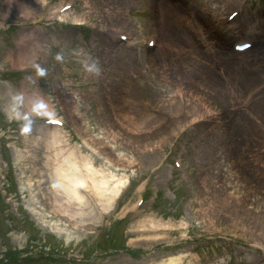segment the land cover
I'll return each instance as SVG.
<instances>
[{
	"label": "rangeland",
	"instance_id": "374dc122",
	"mask_svg": "<svg viewBox=\"0 0 264 264\" xmlns=\"http://www.w3.org/2000/svg\"><path fill=\"white\" fill-rule=\"evenodd\" d=\"M155 1L160 6L176 2L182 12L167 18L178 31L169 39L160 29L163 11ZM155 1L122 0L111 8L102 0H39L36 11L12 7L0 14V28L14 26L5 40L13 60L0 65V129L9 130L0 133V193L9 206L0 214V255L6 248L7 253L32 249L33 259L46 255L76 264H159L170 259L178 264H258L264 258V121H259L264 109V38L245 55L230 53V45L243 36L225 24V17L244 0ZM257 3L247 5L250 10H243L239 23L244 34L254 37L264 35V0ZM67 4L73 7L67 19L48 28L49 13ZM76 24L84 30L75 31ZM91 31L98 33L88 36ZM120 35L129 41L113 45ZM19 37L24 41L17 54ZM150 38L157 48L147 52ZM123 49L128 55H121ZM130 57L132 62L137 58V71H132ZM35 97L44 99L64 124L57 135L94 160L97 170L108 169L104 161L113 160L109 154L132 164L109 170L131 183L123 204L137 186L150 181V200L132 216L131 225L116 229L108 240L110 220L118 221L133 209L138 191L123 208L119 203L109 214L97 216V225L76 227L73 221H62L65 232L60 236L31 217L30 204L37 198L27 180L33 184L37 177L30 169L38 170L55 155L42 152L51 143L49 132L30 123L41 107L30 103ZM12 98L19 103L11 106L9 120L4 112ZM239 145L250 149L244 171L235 162H240L234 151ZM175 155H181L178 172L171 167ZM11 176L18 187L15 193L7 189ZM155 193L160 195L158 213ZM11 218L19 222V232L5 239L10 226L3 222ZM142 221L139 230L135 226ZM151 221L172 228L154 235ZM179 224L183 227L178 229ZM122 243L136 256L104 251ZM15 259L17 263V254ZM38 260L31 264H48Z\"/></svg>",
	"mask_w": 264,
	"mask_h": 264
},
{
	"label": "bare ground",
	"instance_id": "6f19581e",
	"mask_svg": "<svg viewBox=\"0 0 264 264\" xmlns=\"http://www.w3.org/2000/svg\"><path fill=\"white\" fill-rule=\"evenodd\" d=\"M102 1L111 8L118 7L120 2H122V0ZM175 3L176 2L168 4L162 2L160 3V6L159 3L155 1V4L157 7H159V10L163 11L160 13L161 19L163 20L162 27L160 26L161 28H159L161 29L162 33L165 32L163 35H165L164 37H166V39H169L173 35L172 33L178 32L170 26V21L167 19L172 18L175 15L182 14ZM38 5H40L39 0H20V3L16 6L21 10L23 8L24 11H27V9L30 7L33 8V11H36L38 10ZM67 17L68 15H65L62 17V19L66 20ZM200 18L203 19L199 16V19ZM76 22H79V20ZM19 51L20 47L18 48V53ZM126 54L128 55V52L123 49L121 55L125 56ZM7 59L10 61L13 60L10 56ZM132 59L133 57H130L129 59L130 65ZM136 61L137 58H135L132 62V71H137L139 64ZM135 75L136 73H132V76ZM250 79L252 78L244 80L249 81ZM13 103L18 104L19 100H10V106L8 107L7 105L6 113L11 112L10 110L12 109L11 106H13ZM24 103L25 107L30 106L28 100L24 101ZM30 103L34 106H41L38 111H43L46 113L49 112L50 108L46 106L45 101L42 98L35 97ZM124 115L127 116L129 113L127 112ZM259 121L260 123L264 121V109L259 113ZM245 128L242 127L241 129L245 131ZM46 132H49L48 134H50L49 137L51 139V143L46 145L42 152L45 154L54 152L55 155L51 160L46 158L38 170L31 168L32 173H36L37 177V181L33 184V187H35L39 192L41 201H33V205H31V207H33L30 211L32 217H34L35 220H38L42 225H47L45 227L46 230L55 233L57 236H60L63 234V232H65V230L62 229V221L64 220H68L69 222L73 221V225L76 227L82 226L88 222L96 223L98 221V212L94 211V209L96 208L97 204L100 205V213L107 212L110 208H113L115 196L118 192H120L119 190L123 187L124 183L122 179H116L113 181L115 176L110 173L109 170L106 172V170H97L94 168V161L89 159L87 156H83L79 148L69 147L68 139H61L57 135L59 134L60 130ZM92 150L96 151L95 148H92ZM234 151H238L237 156L240 161H235L237 167H239L241 171H244L247 168L246 160L249 157L246 153L250 151V149H248L246 145H239ZM26 154H28V152H26ZM59 157H62L63 159ZM112 157L113 160H109L105 163L107 164L108 168L121 169L129 168L132 165L129 161L123 160L119 156ZM25 159H27V157L16 158L17 161H24ZM248 170L251 171L249 168ZM27 182L28 188H31L32 180L28 179ZM42 187L43 189H41ZM83 189L88 190L87 193L89 194V197L84 193ZM49 219L51 220V224H49ZM143 223L144 221L138 223L135 227L141 230L143 228L141 227ZM149 223L151 224L150 229H152L154 232L157 230L172 228L169 223H154L153 221ZM181 227H183L182 224L176 226L178 229ZM159 264H178V262L170 259L167 261V263L161 262Z\"/></svg>",
	"mask_w": 264,
	"mask_h": 264
},
{
	"label": "clouds",
	"instance_id": "9594fccd",
	"mask_svg": "<svg viewBox=\"0 0 264 264\" xmlns=\"http://www.w3.org/2000/svg\"><path fill=\"white\" fill-rule=\"evenodd\" d=\"M41 75H43V70H41Z\"/></svg>",
	"mask_w": 264,
	"mask_h": 264
}]
</instances>
